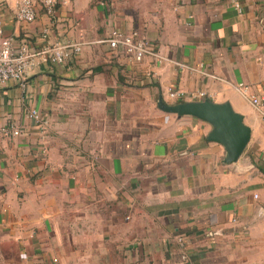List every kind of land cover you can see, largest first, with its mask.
I'll use <instances>...</instances> for the list:
<instances>
[{
    "label": "crops",
    "instance_id": "crops-1",
    "mask_svg": "<svg viewBox=\"0 0 264 264\" xmlns=\"http://www.w3.org/2000/svg\"><path fill=\"white\" fill-rule=\"evenodd\" d=\"M1 2L17 46L84 47L0 88V264H264V120L236 88L264 98V0H58L32 24ZM118 31L164 60L110 50ZM161 97L229 102L252 130L239 161Z\"/></svg>",
    "mask_w": 264,
    "mask_h": 264
},
{
    "label": "built area",
    "instance_id": "built-area-1",
    "mask_svg": "<svg viewBox=\"0 0 264 264\" xmlns=\"http://www.w3.org/2000/svg\"><path fill=\"white\" fill-rule=\"evenodd\" d=\"M15 10L14 18L17 23L32 24L43 10L51 22L55 21L58 13V0H14ZM105 4V3H104ZM5 4L0 3V88L16 82L24 84L29 73L41 65H66L72 58L82 52L84 44L74 42H52L40 49H32L27 43L19 46L16 45L15 38L5 35L4 27V9ZM48 29L44 30L48 34ZM102 43L108 45L112 51L122 50L130 58L136 61H143L145 58H152L163 61L164 58L156 50V46L140 38L137 32L130 34L125 32H114ZM237 90L244 96L248 97L251 104L257 108L264 120V98L249 95V86L239 84ZM172 97L181 99L184 95L181 92L169 91ZM203 96V94H201ZM28 117L40 126L42 133H45L49 127V120L41 113L32 109L28 112ZM5 136H20V130L3 128L1 131ZM183 243V238L178 239Z\"/></svg>",
    "mask_w": 264,
    "mask_h": 264
},
{
    "label": "water",
    "instance_id": "water-1",
    "mask_svg": "<svg viewBox=\"0 0 264 264\" xmlns=\"http://www.w3.org/2000/svg\"><path fill=\"white\" fill-rule=\"evenodd\" d=\"M158 107L167 114H174L180 118L193 117L209 124L212 130L207 141L217 143L224 148L223 162L226 165L237 163L250 143L251 128L229 102L218 104L207 98L203 101L168 105L161 97Z\"/></svg>",
    "mask_w": 264,
    "mask_h": 264
}]
</instances>
